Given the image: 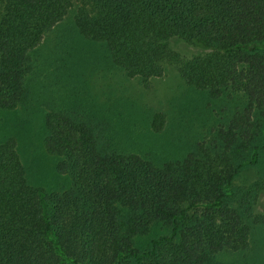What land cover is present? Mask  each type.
<instances>
[{"label":"trees","instance_id":"16d2710c","mask_svg":"<svg viewBox=\"0 0 264 264\" xmlns=\"http://www.w3.org/2000/svg\"><path fill=\"white\" fill-rule=\"evenodd\" d=\"M75 3L79 35L103 47L128 77L148 86L171 63L211 98L241 91L247 102L218 129L219 148L202 141L161 162L104 142L76 111L52 108L43 145L58 158L57 172L70 179L64 191L31 184L16 137H6L0 142V264H236L216 254L246 249L250 240L251 225L226 198L240 194L246 204L255 190L240 193L232 184L247 162L235 155L251 150L249 162L256 163L261 147L264 0H0V109L14 110L24 100L29 52ZM175 37L210 51L186 58L170 48ZM165 121L156 112L152 129L162 131ZM155 226L166 232L144 243Z\"/></svg>","mask_w":264,"mask_h":264},{"label":"rangeland","instance_id":"374dc122","mask_svg":"<svg viewBox=\"0 0 264 264\" xmlns=\"http://www.w3.org/2000/svg\"><path fill=\"white\" fill-rule=\"evenodd\" d=\"M78 6L75 3L29 52L24 100L14 110L0 109V142L16 137L29 182L48 191H64L71 185L69 177L56 170L58 158L43 145L44 118L52 108L76 111L96 127L104 142L156 162L183 157L202 141L219 148L218 129L243 109L245 93L228 90L211 98L207 91L188 85L171 63H166L164 75L151 78L148 86L139 77H128L111 64L103 47L91 45L79 35L75 25ZM169 46L186 58L210 51L202 43L176 37L169 40ZM156 112L166 115L160 132L151 127ZM256 119L259 158L256 163L249 162L251 150L235 155L238 162H247L232 184L240 193L249 187L255 190L246 204L241 203L240 194L226 198L251 225L249 245L243 250L218 252L216 259L222 263L264 264V222H254L264 216V110ZM164 232L155 226L142 241Z\"/></svg>","mask_w":264,"mask_h":264}]
</instances>
